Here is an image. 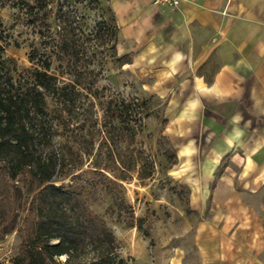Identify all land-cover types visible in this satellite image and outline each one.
<instances>
[{
  "label": "crops",
  "instance_id": "0c3cea01",
  "mask_svg": "<svg viewBox=\"0 0 264 264\" xmlns=\"http://www.w3.org/2000/svg\"><path fill=\"white\" fill-rule=\"evenodd\" d=\"M106 1L122 67L162 101L171 188L186 199L175 237L148 248L133 231L138 253L120 250L148 264H264V0Z\"/></svg>",
  "mask_w": 264,
  "mask_h": 264
},
{
  "label": "trees",
  "instance_id": "16d2710c",
  "mask_svg": "<svg viewBox=\"0 0 264 264\" xmlns=\"http://www.w3.org/2000/svg\"><path fill=\"white\" fill-rule=\"evenodd\" d=\"M50 2L53 0H16L13 4L24 12L27 22L35 25L38 19L39 25L48 26L54 17L52 10L46 9ZM112 19L117 34L113 14ZM3 30L0 19V227L10 224L7 230L14 229L12 221L22 198L26 211L15 228L20 244L13 264H128V258L120 254V243L112 229L90 208L84 189L74 187L73 178L83 166V155L94 157L88 165L101 175L109 190L129 176L131 167L119 169L113 149L105 155L112 160L110 166L101 163L100 151L92 153L81 140L72 146V129L68 122L61 125L58 121L70 114L77 103L82 106L83 97L92 94L96 73L80 68L73 78L62 79L51 70V53L36 45L28 54L31 65L19 66L6 54ZM51 34L46 27L43 35L52 38ZM55 37V56L68 68L66 72L79 68L85 52L78 45L74 27L61 26ZM118 59L121 64L129 61L128 56ZM48 97L56 103L54 111L49 109ZM87 107L95 126L91 99ZM114 108L113 114L122 119L127 107ZM103 124L108 129L105 120ZM60 131L65 140L56 143L55 136ZM157 143L168 160V168L175 162V155L164 135ZM73 154L77 156L74 159ZM141 222L139 217L130 225L140 229Z\"/></svg>",
  "mask_w": 264,
  "mask_h": 264
},
{
  "label": "rangeland",
  "instance_id": "374dc122",
  "mask_svg": "<svg viewBox=\"0 0 264 264\" xmlns=\"http://www.w3.org/2000/svg\"><path fill=\"white\" fill-rule=\"evenodd\" d=\"M0 1H4L3 5L0 4V19L7 39L5 51L19 66L31 65L28 54L31 46L36 45L51 53V70L62 79L73 78L77 75L75 70L80 68L84 71L94 70L97 75L96 82L91 86L92 94L88 98L83 97L84 104L78 106L77 103L70 114H64L58 121L61 125L68 122L72 129V146H77L81 140L84 147L92 149V153L100 151L101 163L110 166H113L112 160L106 156L107 151L113 149L117 158L115 165L119 169H131L126 179L118 180L116 188L109 190L101 175L88 165L94 157L83 155V166L73 178L74 187L84 189L90 208L112 229L120 248L125 246V252L138 253L139 246L131 234L133 231L146 240L148 248L156 240L162 241L168 229L171 237H175L173 230L179 226L186 199L185 195L179 198L172 190V178L165 167L168 160L158 149L157 141L163 125L162 101L149 95L138 80L122 67L115 49V26L107 1L53 0L46 6L54 15L48 26L39 25L38 19L35 25L27 22L24 12L13 4L16 0ZM61 26L74 27L78 45L85 52L79 68L71 69L70 73L56 58V48L53 47L56 43L55 33ZM46 27L52 31V38L43 35ZM89 99L93 101V117L97 119L95 126L89 118ZM55 105L54 99L48 97L51 111H54ZM117 105L127 107L122 119L113 114ZM104 120L108 129L103 124ZM64 140L65 136L60 131L55 136V142L63 143ZM74 157L77 156L73 154L71 158ZM119 169L114 171L119 172ZM68 180L69 176L65 182ZM22 202L23 198L12 221L14 229L7 230L10 224L6 228L0 227V264H13L12 260L18 252L20 237L15 228L26 214ZM139 217L142 218L140 229L130 225ZM120 254L128 258V264H148L138 261L139 256L134 259L121 250Z\"/></svg>",
  "mask_w": 264,
  "mask_h": 264
},
{
  "label": "built area",
  "instance_id": "2783aa9c",
  "mask_svg": "<svg viewBox=\"0 0 264 264\" xmlns=\"http://www.w3.org/2000/svg\"><path fill=\"white\" fill-rule=\"evenodd\" d=\"M156 4L166 5L171 9H175L180 4L181 0H152Z\"/></svg>",
  "mask_w": 264,
  "mask_h": 264
}]
</instances>
